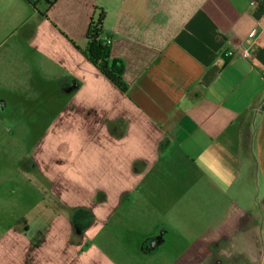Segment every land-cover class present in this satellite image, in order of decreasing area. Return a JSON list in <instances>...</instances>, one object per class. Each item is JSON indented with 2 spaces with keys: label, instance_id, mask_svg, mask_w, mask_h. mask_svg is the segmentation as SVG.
Segmentation results:
<instances>
[{
  "label": "crops",
  "instance_id": "crops-1",
  "mask_svg": "<svg viewBox=\"0 0 264 264\" xmlns=\"http://www.w3.org/2000/svg\"><path fill=\"white\" fill-rule=\"evenodd\" d=\"M33 1L0 0V85L14 87L6 50L24 31L23 45L79 86L32 152V173L53 179L55 213L44 216L46 202L39 227L4 235L0 264H223L234 248L255 264L264 0H105V35L112 59L124 64L126 92ZM21 9L31 12L13 23ZM57 155L70 163L50 164ZM73 171L90 175L87 184L63 188L62 174ZM106 230L110 242L99 245Z\"/></svg>",
  "mask_w": 264,
  "mask_h": 264
},
{
  "label": "rangeland",
  "instance_id": "rangeland-1",
  "mask_svg": "<svg viewBox=\"0 0 264 264\" xmlns=\"http://www.w3.org/2000/svg\"><path fill=\"white\" fill-rule=\"evenodd\" d=\"M33 2L39 3V8L43 10L42 15H49V19L54 20V25H59L57 30L60 37L74 39V44L80 49H86L89 21L92 16H98L105 0H94L93 3L98 7H93L92 11L90 0H58L52 9L47 0ZM32 9L33 7L31 11ZM31 11L17 10L10 14V20L20 23ZM23 33L24 31H16L13 38L9 37V48L6 50L13 60L14 87L7 89L0 85V240L13 228L30 234L31 230L39 227L41 219H44L46 202L48 210L46 209L44 216L50 217L55 213L56 208L49 205L56 197L51 189L53 179L47 175L44 183L41 177L38 178V175L32 173V162L28 164L26 158L33 152L43 131L50 128L59 111L58 106L68 101L79 86L77 80L69 76L60 77L57 73L58 66L53 61L23 45L26 41L25 36H21ZM47 38L50 36L47 35ZM43 71H48V74ZM59 92L62 96H59ZM70 159L57 155L50 164L68 165ZM62 176L65 184L63 188L70 185L71 180L74 186L79 183L84 186L87 184V177H90L87 173L79 174L75 171ZM84 192L90 193L88 190ZM64 196L65 199L70 197V191L67 190ZM255 197L259 201L254 212L256 231L253 233L261 253L255 264H264V206L257 191ZM63 213L70 215L66 210ZM77 218H80L78 212L73 221ZM107 230L97 237L96 242L99 245H102L103 240L105 244L109 241L107 234L105 235ZM226 256L228 258L222 259L223 264H236L239 261L243 264V260L245 264L248 262L246 252L244 255L237 254L235 248L231 256Z\"/></svg>",
  "mask_w": 264,
  "mask_h": 264
},
{
  "label": "trees",
  "instance_id": "trees-1",
  "mask_svg": "<svg viewBox=\"0 0 264 264\" xmlns=\"http://www.w3.org/2000/svg\"><path fill=\"white\" fill-rule=\"evenodd\" d=\"M52 8L57 0H47ZM47 16V14H44ZM106 12L100 9L98 16H92L89 21L86 40L87 47L84 51L86 58L114 85L123 92L127 91V86L123 81L124 64L121 61L112 59L111 45L105 35L104 22Z\"/></svg>",
  "mask_w": 264,
  "mask_h": 264
},
{
  "label": "built area",
  "instance_id": "built-area-1",
  "mask_svg": "<svg viewBox=\"0 0 264 264\" xmlns=\"http://www.w3.org/2000/svg\"><path fill=\"white\" fill-rule=\"evenodd\" d=\"M254 36H255V33H252V34H251V37H254ZM107 41H108V43H110V40H107ZM236 49H237V52L241 55V57H242L243 59H246V60L251 59V54H250V51H249L248 49L244 48L243 46H239V47H237ZM233 54H234V52H227V53H225L224 55H225L226 57H230V56H232Z\"/></svg>",
  "mask_w": 264,
  "mask_h": 264
},
{
  "label": "flooded vegetation",
  "instance_id": "flooded-vegetation-1",
  "mask_svg": "<svg viewBox=\"0 0 264 264\" xmlns=\"http://www.w3.org/2000/svg\"><path fill=\"white\" fill-rule=\"evenodd\" d=\"M30 161L32 162V166H33V167H36V166H37V163L35 162L32 153H31V155L29 154L28 158H26V162H27L28 164L30 163Z\"/></svg>",
  "mask_w": 264,
  "mask_h": 264
}]
</instances>
